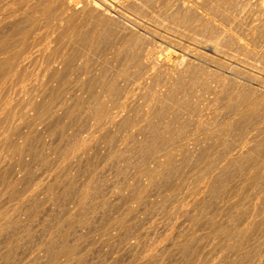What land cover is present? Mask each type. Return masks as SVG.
Listing matches in <instances>:
<instances>
[{
  "label": "rangeland",
  "instance_id": "374dc122",
  "mask_svg": "<svg viewBox=\"0 0 264 264\" xmlns=\"http://www.w3.org/2000/svg\"><path fill=\"white\" fill-rule=\"evenodd\" d=\"M9 1L12 0L0 3V30L4 34L0 35V40L12 42L17 29L20 36L16 42L13 40L14 46L26 44L32 46L31 50L39 49V53L34 55L35 51H31L36 59L29 56L33 60L28 58V62L22 63V67L27 68H22L26 75L17 66L9 77L12 83H7L8 78L0 80V117L9 116V121L6 117L0 118V125L8 121L0 128V213L3 215H0V264H42L43 261L47 264L50 260L49 264H264V0H73L79 11L77 17L81 12L84 17L88 16V19L84 18L85 27L81 28V32L87 34L84 40L89 39L85 41L87 44L67 36L60 37L59 31L46 26V19L41 15L43 10L38 7L42 5L44 9L42 2L46 4V0H34V4L32 0ZM94 2L104 8L105 15L90 6ZM54 4L61 5L58 0ZM90 13L95 17L92 18ZM7 14L12 19L15 17L16 22L9 20ZM26 15H30L28 20ZM32 18L36 19L37 26ZM1 22L6 24L7 30L12 28L9 31L4 28L9 36L1 29L4 26ZM28 22L34 28L27 27ZM9 24L14 26L15 32L13 27H7ZM20 29L27 35L32 32L31 36L24 35ZM46 32L49 37L43 38ZM51 33L54 37H50ZM10 35H13L12 39ZM21 35L23 39L29 37L28 42L34 41L27 43ZM93 36L96 42H93ZM13 42L10 47L7 44L8 49L0 48L1 58L2 52L7 57L15 51H12ZM209 44L217 47L215 54L208 50ZM136 45H139L138 49ZM49 46L59 49V58L55 56L57 51ZM145 49L157 50L169 65L156 67L159 72L152 78L145 75V67L128 61L132 53L142 57ZM60 52L67 56L62 57ZM50 53L58 62L49 69ZM39 54L43 55L40 57ZM68 55L76 57L71 59ZM77 57L78 60L87 57L84 62L88 65L83 59L77 61ZM183 57H186L183 64L174 66ZM79 65L89 75L85 76ZM51 69L56 72L52 73ZM16 70L22 73L18 75L20 79ZM59 70L65 71L57 79ZM110 82H114V94ZM38 104L39 110L36 109ZM102 105L107 114L118 113L120 119L116 117L108 125H96L98 108H95ZM34 115L50 117L39 120ZM25 116L28 119L23 118ZM229 122H233V126L221 130V125ZM165 163L168 165L164 167ZM64 245L66 248L75 245L74 262L72 258H64ZM59 251H62L63 259ZM33 259L35 262L31 261Z\"/></svg>",
  "mask_w": 264,
  "mask_h": 264
},
{
  "label": "bare ground",
  "instance_id": "6f19581e",
  "mask_svg": "<svg viewBox=\"0 0 264 264\" xmlns=\"http://www.w3.org/2000/svg\"><path fill=\"white\" fill-rule=\"evenodd\" d=\"M4 1H5V0H4ZM4 1L1 0L0 3L4 2ZM7 1H8V0H7ZM13 1H15V0L9 1V3H10V2H13ZM32 1H33V2H32L33 4H34V2H36V1H34V0H32ZM41 1H42V0H41ZM58 1H59V3H61V5L63 6V8H61V5H59L60 7H58L57 5H55V4H54L55 0H46V4H45L44 1H43L42 3L45 5V6L43 5V6H44V9L42 8V5H41V6H38V5L41 4V2L38 1L39 4H38V2L35 3V4H38L37 6H38L39 8L41 7L40 11L43 10V11H41V12H42L41 15H43V17H44L43 19H46V21H45L46 26H47L48 28H50V30L53 29L54 31H55V30H56L57 32L59 31V36H60V37H63V36L65 37V36H67V38L70 37V38H72L73 40H76V39H77V41H82V43H83V41L85 42L86 40H89V39H85V40H84V38H85V36H86L87 34L85 33V35H84V34L81 32V28L85 27V26H83V24L85 23V22H84V18L86 17V19H88V18H87L88 16H85V17H84V16H83L84 14L82 15V12H81V13L79 14V17H80V15H81V16H83V18H82V17H81V18L77 17V16H78L77 13H78L79 11L77 12L78 9H77L76 5L74 4V1H73V0H58ZM75 1H76V0H75ZM87 1H88V0H87ZM87 1H86V2H87ZM94 1H95V0H94ZM102 1H104V0H102ZM102 1H101V2H102ZM121 1H123V0H121ZM162 1H163V0H162ZM30 2H31V1H30ZM106 2H107V1H106ZM153 2H154V1H153ZM176 2H178V1L176 0ZM6 3H7V2H6ZM32 3H31V4L28 3V5H29V4L32 5ZM56 3H58V2H56ZM76 3H78V2H76ZM131 3H132V2H131ZM133 3H134V2H133ZM140 3H141V2H140ZM148 3H149V2H148ZM150 3H152V2H150ZM14 4L17 5V3H14ZM104 4H105V3H104ZM107 4H108V3H107ZM128 4H129V3H128ZM135 4H136V3H135ZM156 4H157V3H156ZM156 4H154V5H156ZM161 4H162V3H161ZM8 5H9V4H7V6H8ZM16 5H13V6H16ZM21 5H23V4L21 3ZM78 5H81V4H77V6H78ZM86 5H87V4H86ZM137 5H138V3H137ZM152 5H153V4H152ZM177 5H178V3H177ZM181 5H182V4H181ZM3 6L5 7L6 5H3ZM7 6H6V7H7ZM10 6H11V5H10ZM33 6H34V5H33ZM84 6H85V5H84ZM90 6H91L94 10L99 11V12H101V13L104 14V15L106 14V13H104V10H103L104 8H101V7L97 4V2H96V3L94 2V3H92V4L90 3ZM126 6H127V5H126ZM130 6H131V4H130ZM142 6H143V5H142ZM168 6H170V5H168ZM11 7H12V6H11ZM18 7H19V6L17 5L16 9H18ZM35 7H36V6H35ZM85 7H86V6H85ZM87 7H88V5H87ZM106 7H108V6H106ZM137 7H138V6H137ZM137 7H136V8H137ZM181 7H182V6H181ZM19 8H20V7H19ZM24 8H26V7L24 6ZM27 8H28V6H27ZM82 8H83V6H82ZM89 8H90V7H89ZM115 8H116V7H115ZM124 8H125V7H124ZM134 8H135V7H134ZM136 8H135V9H136ZM0 9H1V8H0ZM6 9H7V8H6ZM12 9H13V8H12ZM20 9H21V8H20ZM20 9H19V10H20ZM34 9L36 10V8H34ZM34 9H33V10H32V9H30V10L27 9V10L33 12ZM37 9H38V8H37ZM85 9H86V8H85ZM90 9H91V8H90ZM93 9H92V10H93ZM135 9H134V10H135ZM140 9H141V8H140ZM182 9H183V8H182ZM3 10H4V8H3ZM38 10H39V9H38ZM38 10H36V11H38ZM81 10H82V9H81ZM83 10H84V9H83ZM86 10H87V9H86ZM94 10H93V11H94ZM190 10H191V9H190ZM15 11H16V10H15ZM15 11H14V12H15ZM21 11H22V9L20 10V12H21ZM23 11H24V9H23ZM25 11H26V10H25ZM88 11H89V10H88ZM90 11H91V10H90ZM93 11H92V12H93ZM137 11H138V10H137ZM140 11H141V10H140ZM165 11H167V9H166ZM168 11H169V10H168ZM9 12H10V11H8V13H9ZM18 12H19V11H18ZM20 12H19V13H20ZM92 12H91V13H92ZM105 12H106V11H105ZM151 12H152V11H151ZM169 12H170V11H169ZM187 12H188V11H187ZM187 12H186V13H187ZM0 13H1V12H0ZM2 13H3V11H2ZM35 13H38V12H35ZM85 13H86V12H85ZM91 13L89 14L90 16H91ZM95 13H96V12H94V14H95ZM109 13H110V12H109ZM175 13H176V12H175ZM190 13H191V12H190ZM9 14H10V16H11V13H9ZM12 14H14V13H12ZM16 14H17V12L15 13V15H16ZM24 14H25V12H24ZM26 14H28V13H26ZM38 14H39V13H38ZM94 14H93V15H94ZM168 14H169V13H168ZM178 14H179V13H178ZM178 14H176V15H178ZM187 14H188V13H187ZM193 14H194V12H193ZM3 15H4V14H3ZM93 15H92V16H93ZM111 15H112V14H111ZM5 16H6V14H5ZM7 16H9V15L7 14ZM10 16H9V18H11ZM13 16H14V15H13ZM17 16H19V15H17ZM17 16H16V17H17ZM26 16H27V19H26V20H28V16H30V15H26ZM26 16H25V17H26ZM38 16H40V15H38ZM92 16H91V17H92ZM96 16H98L97 13H96ZM99 16H101V15H99ZM99 16H98V17H99ZM106 16H107V15H106ZM185 16H186V15H185ZM187 16H188V15H187ZM31 17H32V16H31ZM31 17H30V18H31ZM93 17H95V16H93ZM93 17H92V18H93ZM104 17H105V16H104ZM104 17H103V19H104ZM137 17H138V16H137ZM188 17H189V16H188ZM17 18H18V17H17ZM17 18H16V19H17ZM19 18H20V17H19ZM22 18H23V17H22ZM38 18H39V17H37V19H38ZM41 18H42V17L40 16V19H41ZM110 18H111V16H110ZM165 18H166V17H165ZM2 19H3V17H2ZM4 19H5V18H4ZM20 19H21V18H20ZM24 19H25V18H24ZM32 19H33V18H32ZM34 19H35V18H34ZM34 19H33V20H34ZM40 19H38V20L40 21ZM89 19H90V17H89ZM100 19H101V18H100ZM100 19H99V20H100ZM108 19H109V16H108ZM7 20H8V18H7ZM9 20H12V21L14 20V21H15V17H14V19L11 18V19H9ZM9 20H8V21H9ZM17 20H18V19H17ZM22 20H23V19H22ZM26 20H24V21H26ZM38 20H37V21H38ZM41 20H42V19H41ZM101 20H102V19H101ZM3 21H4V20H3ZM8 21H6V24H8V23H7ZM20 21H21V20H20ZM20 21H19V22H20ZM39 21H38V22H39ZM43 21H44V20H43ZM107 21H108V20H107ZM15 22H16V21H15ZM15 22H13V23H15ZM19 22H17V23L19 24ZM21 22L24 23L23 21H21ZM21 22H20V23H21ZM31 22H33V21H31ZM31 22H28L30 26H29V25L27 26V27H29L30 29L34 28V26H33V24H32ZM41 22H42V21H41ZM83 22H84V23H83ZM111 22H113V21L111 20ZM115 22H116V21H115ZM117 22H118V21H117ZM119 22H120V21H119ZM1 23H3V22H1ZM4 23H5V21H4ZM4 23H3V25H4ZM13 23H11V25H12ZM22 23H21V24H22ZM30 23L32 24V26H31ZM35 23H36V19H35L34 24H35ZM42 23H43V22H42ZM109 23H110V22H109ZM130 23H131V22H130ZM6 24L3 26V28H2V26H1V29L5 30V29H6V28H5ZM21 24H20V25H21ZM37 24H38V23H37ZM92 24H93V22H92ZM92 24H91V25H92ZM99 24H100V23H99ZM99 24H98V25H99ZM122 24H123V23H122ZM11 25L9 24L7 27H9V26H10V27H13L14 32H15V28H14L15 24H13L14 26H11ZM35 25H36V24H35ZM95 25H96V24H95ZM179 25H180V24H179ZM18 26H19V25H18ZM36 26H37V25H36ZM36 26H35V27H36ZM38 26H40V25L38 24ZM92 26H93V25H92ZM105 26H106V25H105ZM120 26H121V25H120ZM128 26H129V25H128ZM225 26H226V25H225ZM15 27H16V26H15ZM25 27H26V26H25ZM41 27H43V26L41 25ZM41 27H39V28H41ZM100 27H101V25H100ZM109 27H110V26H109ZM122 27H123V26H122ZM181 27H182V26H181ZM219 27H220V26H219ZM4 28H5V29H4ZM21 28H23V27L21 26ZM37 28H38V27H37ZM39 28H38V29H39ZM120 28H121V27H120ZM223 28H224V27H223ZM7 29H8V28H7ZM7 29H6V30H7ZM11 29H12V28H11ZM11 29H9V30H11ZM35 29H36V28H35ZM38 29H37V30H38ZM112 29H113V28H112ZM220 29H221V28H220ZM6 30H5V31H6ZM9 30H7V31H9ZM22 30L24 31V29H22ZM33 30H34V29H33ZM33 30H32V31H33ZM48 30H49V29H48ZM53 30H52V31H53ZM90 30H91V29H90ZM106 30H107V29H106ZM106 30H105V31H106ZM108 30H109V29H108ZM223 30H224V29H223ZM229 30H230V29H229ZM7 31H6V33H7ZM16 31H17V35H18L19 32H18L17 29H16ZM20 31H21V29H20ZM27 31H29V30L27 29ZM83 31H84V30H83ZM96 31H97V30H96ZM100 31H101V30H100ZM121 31H122V30H121ZM124 31H125V30H124ZM169 31H170V30H169ZM219 31H220V30H219ZM2 32H3V31L0 30V33H2ZM11 32H12V31H11ZM21 32H22V31H21ZM47 32H48L49 35H50V32H49V31H47ZM47 32H46V34H45L46 37L44 36L43 38H48V37H49V36L47 35ZM87 32H88V31H87ZM91 32H93V31H91ZM97 32H98V31H97ZM101 32H102V31H101ZM109 32H110V31H109ZM111 32H112V31H111ZM167 32H168V31H167ZM227 32H228V31H227ZM22 33L24 34V32H22ZM26 33H27V32H26ZM31 33H32V32H31ZM31 33L28 32L29 35H27V34H24V35L31 36V35H30ZM33 33H34V31H33ZM40 33H41V32H40ZM43 33H45V31H44ZM7 34H8V33H7ZM9 34H10V33H9ZM9 34H8V36H9ZM15 34H16V33H15ZM23 34H22V35H23ZM51 34H52V33H51ZM88 34H89V33H88ZM90 34H91V33H90ZM113 34H117V33H113ZM152 34H153V33H152ZM231 34H233V33H231ZM0 35L3 36L4 34L2 33V34H0ZM17 35H16V38H15V39L13 38V35H10L11 39L13 38V39H12V42H13V40L16 42L17 37L20 36V35H18V36H17ZM22 35H21L22 40H26L27 38H28V40H29V37H26V39H23V36H22ZM53 35H54V34H52L50 37H54ZM96 35H97V34H96ZM111 35H112V34H111ZM111 35H110V36H111ZM119 35H120V34H119ZM122 35H123V34H122ZM132 35H133V34H132ZM233 35H234V34H233ZM6 36H7V35H6ZM42 36H43V35H42ZM47 36H48V37H47ZM114 36H115V35H114ZM216 36H217V35H216ZM10 37H9V39H10ZM21 37H20V38H21ZM32 37H33V36H32ZM98 37H99V36H98ZM100 37H101V36H100ZM100 37H99V38H100ZM103 37H105V34H104ZM107 37H108V36H107ZM107 37H106V38H107ZM132 37H133V36H132ZM0 38H1V37H0ZM7 38H8V37H7ZM20 38H19V39H20ZM70 38H69V39H70ZM92 38H93V42H96V41H94V40L96 39V37L93 36ZM119 38H120V37H119ZM139 38H140V37H139ZM142 38H143V37H142ZM30 39H31V37H30ZM38 39H39V37H38ZM69 39H68V40H69ZM90 39H91V38H90ZM109 39H110V38H109ZM28 40H26L27 43H29V42H31V41H34V39L30 40L29 42H28ZM39 40H40V39H39ZM102 40H103V39H102ZM110 40H111V39H110ZM110 40H109V41H110ZM20 41H21V40H20ZM35 41H36V40H35ZM37 41H38V40H37ZM70 41H71V40H70ZM112 41H113V39H112ZM114 41H116V40H114ZM133 41H134V39H133ZM140 41H141V40H140ZM144 41H145V40H144ZM150 41H151V40H150ZM239 41H240V40H239ZM242 41H243V40H242ZM12 42H10V43L12 44ZM18 42H19V41H18ZM21 42H22V41H21ZM23 42H25V41H23ZM26 42H25V43H26ZM39 42H41V40H40ZM55 42H56V41H55ZM62 42H63V41H62ZM73 42H74V41H73ZM86 42H88V41H86ZM86 42H85V43H86ZM101 42H103V41H101ZM104 42H105V41H104ZM118 42H120V41H118ZM131 42H132V38H131ZM131 42H130V43H131ZM192 42H193V41H192ZM10 43H6L5 40H0V48L3 49V50L6 49V48L8 49V48L10 47V45H11ZM60 43H61V42H60ZM105 43H107V41H106ZM138 43H139V42H138ZM150 43H151V42H150ZM198 43H199V42H198ZM211 43H212V42H211ZM216 43H217V42H216ZM229 43H230V42H229ZM231 43H232V42H231ZM7 44H8V45L10 44L9 47H7ZM17 44H18V43H17ZM17 44H16V45H17ZM19 44H20V42H19ZM21 44H22V43H21ZM21 44H20L19 46L17 45V46H18V47H17V46H14V42H13V46H14V47H17V49H15V48L13 47V48H12V51H13V49H14L15 51H13V53L10 54V55H9L10 52H9L8 50H6V51L9 52V53L6 52V53H8V55H9V56H7V57H4L5 54H4V56H3V53H5V52H2V57H3L4 59L1 58V54H0V58H1V60H0V80H1V79L4 80V79L8 78L7 83L9 82V84H10V82L12 83V81L9 80V77L13 75V72L15 71L16 67H17V66H20L21 68H19V70L21 69V72L24 73V69H23V71H22V68H24L25 66L22 67V63H23L25 60H27L28 58H30L29 56H32V57H33V56L36 54V52H38V50H39V49H37V50H35V49H34V50H31L32 46H31V48H30V46H27L26 44H22V45H21ZM31 44H32V43H30V45H31ZM36 44H37V42L35 43V45H36ZM38 44H39V43H38ZM56 44H57V43H56ZM56 44H55V46H56ZM70 44H71V43H70ZM79 44H80V42H79ZM83 44H84V43H83ZM86 44H87V43H86ZM90 44H91V43H90ZM107 44H108V43H107ZM188 44H189V43H188ZM218 44H219V43H218ZM262 44H263V43H262ZM33 45H34V42H33ZM43 45H44V44H43ZM45 45H47V44H45ZM62 45H63V44H62ZM77 45H78V44H77ZM81 45H82V44H81ZM132 45H134V44H132ZM47 46H48V45H47ZM67 46H68V45H67ZM85 46H86V45H85ZM90 46H92V45H90ZM124 46H125V45H124ZM136 46H138V47L136 48V49H138V48H139V45H136ZM34 47H35V46H34ZM38 47H39V46H38ZM40 47H41V46H40ZM42 47H43V46H42ZM49 47H50V46H49ZM97 47H99V46H97ZM107 47H108V46H107ZM140 47H142V45H141ZM50 48H52V47H50ZM50 48H49V50H50ZM53 48H54V47H53ZM53 48H52V49H53ZM92 48H93V46H92ZM134 48H135V47H134ZM142 48H143V47H142ZM216 48H217L216 46L209 44V48H208V50L211 51V52H213V53L215 54V53H216ZM1 49H0V53H1V51H2ZM32 49H33V48H32ZM47 49H48V48H47ZM57 49H58V48H57ZM61 49H62V47H61ZM93 49H96V48H93ZM114 49H115V48H114ZM125 49H126V47H125ZM125 49H124V50H125ZM129 49H131V48H129ZM140 49H141V48H140ZM206 49H207V48H206ZM223 49H224V48H223ZM10 50H11V48H10ZM40 50H44V51H45V48H43V49L40 48ZM53 50H55V49H53ZM76 50H77V49H76ZM76 50H74V51H76ZM78 50H79V49H78ZM91 50H92V49H91ZM106 50H107V49H106ZM31 51H35V53H34V52H31ZM51 51H52V50H51ZM55 51H57V50H55ZM55 51H54V52H55ZM58 51H59V49H58ZM58 51H57V54H55V53H54V54H55V56L57 55V57L59 58L60 55H58ZM100 51H101V49H100ZM110 51H111V50H110ZM134 51L139 52V50H138V51H137V50H134ZM143 51H144V49H143ZM197 51H198V50H197ZM90 52H91V51H90ZM92 52H93V51H92ZM107 52H108V51H107ZM129 52H130V51H129ZM129 52H128V53H129ZM145 52H146V53H145ZM145 52H144V55H143L142 57L139 56V54H134V53H132L131 56L128 54V55H129V57H128L129 60L126 59L125 62H127V60H128V61H131V63L136 64V66H139V67H141V68L145 67V68L147 69V71L145 70V71H146V74H145V75H147L149 78H150V77L152 78V76H154V75H153L154 73L159 72V71L156 72V70H155V69H157L156 67L161 66V65H163V64H166V60L163 59V58H165V57L161 58V57H160L161 55L159 56V52H158L157 50H149V51H147V50L145 49ZM195 52H196V51H195ZM198 52H199V51H198ZM31 53H32V54L34 53V55H32ZM38 53H39V52H38ZM38 53H37V54H38ZM40 53H43V52L40 51ZM48 53H49V52L47 51V54H48ZM52 53H53V51H52ZM60 53H61V56H62V57H63V55L65 54V52H64L63 54H62V52H60ZM60 53H59V54H60ZM70 53H71V52H70ZM72 53H73V52H72ZM80 53H81V52H80ZM93 53H94V52H93ZM185 53H186V51H185ZM192 53H193V52H192ZM44 54H45V53H44ZM50 54H51V53H50ZM50 54H49V55H50ZM81 54H82V53H81ZM81 54H80V56H81ZM88 54H90L89 51H88ZM91 54H92V53H91ZM105 54H106V53H105ZM115 54H116V53H115ZM197 54H198V53H197ZM214 54H213V55H214ZM259 54H260V53H259ZM6 55H7V54H6ZM40 55H41V54H39V56H40ZM42 55H43V54H42ZM42 55H41V56H42ZM49 55H47L48 58H49ZM65 55L67 56V53H66ZM71 55H72V54H71ZM71 55H70V56H71ZM78 55H79V54H77V56H78ZM83 55H84V54H82V57H84ZM98 55H99V54H98ZM140 55H141V54H140ZM205 55H206V54H205ZM213 55H212V56H213ZM37 56H38V55H37ZM41 56H40V57H41ZM44 56H45V55H44ZM51 56H52V54H51ZM70 56L68 55L69 58H71ZM72 56H73V55H72ZM118 56H119V53H118L117 57H118ZM182 56H183V55H182ZM182 56H181V57H182ZM32 57H31V58H32ZM35 57H36V56H35ZM35 57H33V58H35ZM52 57H53V56H52ZM52 57H51V59H49V60L47 61V64L50 65V66L48 67L49 69H50V68H53L51 65L54 66V63H55V62H58L57 57H56V58H55V57L52 58ZM75 57H76V56H74V58H75ZM82 57H79V58H80V59H83V62L86 61V60H84V59H86L87 57H86V58H82ZM97 57H98V56H97ZM213 57H214V56H213ZM224 57H225V56H224ZM31 58H30V59H31ZM44 58H46V57H44ZM48 58H47V59H48ZM69 58H68V60H67L68 62H70L69 60L74 59V58H71V59H69ZM92 58H93V57H92ZM205 58H206V57H205ZM35 59H36V58H35ZM80 59L78 60V57H77V61H80V62H81ZM118 59H119V58H118ZM201 59H202V58H201ZM31 60H33V59H31ZM44 60H45V59H44ZM59 60H62V61H63V59H61V58H60ZM88 60H89V59H88ZM107 60H108V58H107ZM115 60H116V59H115ZM124 60H125V59H124ZM124 60H123V61H124ZM177 60H178V59H177ZM185 60H186V57L181 58V59H180L181 62H178V61H177V62L175 63L174 66H177V65H181V64H183V62H184ZM203 60H204V59H203ZM65 61H66V58L64 59V62H65ZM74 61H75V63H77L76 60H73V62H74ZM112 61H113V60H112ZM189 61H190V60H189ZM191 61H192V60H191ZM25 62H26V61H25ZM27 62H28V60H27ZM29 62H30V60H29ZM36 62H37V61H36ZM59 62H60V61H59ZM73 62L71 61L72 64H73ZM83 62H82L81 64H83ZM108 62H109V61H108ZM110 62H111V61H110ZM116 62H117V61H116ZM60 63H61V62H60ZM60 63H58V64L60 65ZM71 63H70V64H71ZM75 63H74V64H75ZM84 63H85V62H84ZM168 63H169V62H168ZM179 63H180V64H179ZM190 63H191V62H190ZM227 63H228V62H227ZM58 64H57V65H58ZM62 64H63V63H62ZM62 64H61V65H62ZM67 64H69V63H67ZM79 64H80V63H79ZM85 64L88 65V62L85 63ZM109 64H110V63H109ZM111 64H112V62H111ZM121 64L123 65V63H121ZM124 64H125V63H124ZM196 64H197V63H196ZM23 65H25V64H23ZM65 65H66V63H65ZM77 65H78V64H77ZM83 65H84V64H83ZM87 65H85V66H87ZM128 65H129V63H128ZM166 65L169 66L168 64H166ZM26 66H27V65H26ZM74 66H76V64H75ZM74 66H73V68H74ZM85 66H84V67H85ZM92 66H93V65H92ZM125 66H126V65H125ZM228 66H229V65H228ZM233 66H234V65H232V67H233ZM30 67H31V66H30ZM35 67H36V66H35ZM46 67H47V66H46ZM56 67H57V66H56ZM65 67H66V66H65ZM67 67H69V66H67ZM67 67H66V68H67ZM81 67H82V72L84 73L85 70L83 71V66H81ZM81 67H80V65H79V68H81ZM115 67H116V66H115ZM126 67H127V66H126ZM131 67H132V65H131ZM25 68H26V67H25ZM31 68H32V67H31ZM57 68H58V67H57ZM73 68H69V70H70V69H73ZM95 68H96V66H95ZM119 68H120V67H119ZM119 68H118V70H119ZM124 68H125V67H124ZM127 68H128V67H127ZM163 68H164V67H163ZM168 68H169V67H168ZM187 68H188V66H187ZM204 68H205V67H204ZM245 68H246V67H245ZM263 68H264V67H263ZM26 69H27V68H26ZM36 69H37V68H36ZM41 69H42V68H41ZM44 69H45V68H44ZM46 69H47V68H46ZM49 69H48V70H49ZM62 69H64V65H63V68H62ZM75 69H77V68H75ZM85 69H88V71H89V68H88V67H85ZM104 69H105V68H104ZM133 69H134V68H133ZM165 69H166V68H165ZM206 69H207V68H206ZM48 70H47V71H48ZM51 70H52V69H51ZM54 70H55V68H54ZM56 70H57V69H56ZM65 70H66V69H65ZM65 70H64V71H65ZM67 70H68V69H67ZM90 70H91V69H90ZM93 70H95V69H93ZM134 70H135V69H134ZM154 70H155V71H154ZM160 70H161V68H160ZM167 70H168V69H167ZM171 70H172V69H171ZM181 70H182V69H181ZM249 70H250V69H249ZM16 71H17V70H16ZM32 71H33V70H32ZM43 71H44V70H43ZM64 71H63V72H64ZM75 71H76V70H75ZM79 71H80V69H79ZM86 71H87V70H86ZM86 71H85V72H86ZM116 71H117V70H116ZM121 71H122V70H121ZM121 71H120V72H121ZM137 71H138V70H137ZM194 71H195V70H194ZM261 71H262V70H261ZM17 72H18V71H17ZM21 72L19 71L18 74H16L17 77H18V79H20L18 75L22 74ZM25 72H26V70H25ZM48 72H49V71H48ZM51 72H52V73H55L56 71L54 72V71L52 70ZM51 72H50V74H52ZM57 72H58V70H57ZM63 72L59 70V73H60V74L58 73V76H56L57 79H58V77H60L59 75H61V73L63 74ZM82 72H81V74H82ZM90 72H92V71H90ZM94 72H95V71H94ZM126 72H127V71H126ZM174 72H175V71H174ZM11 73H12V75H11ZM15 73H16V72H15ZM15 73H14V75H15ZM67 73H68V71H67ZM24 74L26 75V73H24ZM30 74H31V73H30ZM40 74H42V73H40ZM48 74H49V73H48ZM64 74H66V73H64ZM84 74H85V73H84ZM90 74H92V73H90ZM104 74H105V73H104ZM114 74H115V73H114ZM121 74H122V73H121ZM136 74H137V73H136ZM25 75H24V76H25ZM53 75H54V74H53ZM86 75H89V74H85V76H86ZM93 75H94V74H93ZM117 75H118V73H117ZM119 75H120V73H119ZM155 75H156V74H155ZM157 75H158V74H157ZM21 76H22V75H21ZM27 76H28V75H27ZM48 76H49V75H48ZM51 76H52V75H51ZM51 76H50V77H51ZM79 76H80V75H79ZM132 76H133V75H132ZM134 76H135V75H134ZM143 76H144V75H143ZM159 76H160V75H159ZM226 76H227V75H226ZM63 77H64V76H63ZM87 77H88V76H87ZM102 77H103V76H102ZM108 77H109V75H108ZM115 77H116V76H115ZM120 77H121V75H120ZM148 77H147V78H148ZM14 78H15V76L13 77L12 80H14ZM25 78H26V77H25ZM27 78H28V77H27ZM48 78H49V77H48ZM48 78H47V79H48ZM53 78H54V77H53ZM61 78H62V77H61ZM79 78H80V77H79ZM89 78H90V76H89ZM98 78H99V77H98ZM110 78H111V77H110ZM126 78H127V77H126ZM132 78H133V77H132ZM136 78H137V77H136ZM145 78H146V77H145ZM177 78H178V77H177ZM10 79H11V78H10ZM18 79L16 78L15 80H18ZM23 79H24V78H23ZM23 79H22V80H23ZM86 79H87V78H86ZM94 79H95V78H94ZM101 79H102V78H101ZM114 79H115V78H114ZM116 79H117V78H116ZM133 79H134V78H133ZM140 79H142V78H140ZM155 79H156V77H155ZM32 80H33V79H32ZM41 80H42V79H41ZM50 80H51V79H50ZM53 80H55V79H53ZM59 80H60V79H59ZM92 80H93V79H92ZM103 80H104V79H103ZM105 80H106V79H105ZM105 80H104V81H105ZM18 81H19V80H18ZM30 81H31V80H30ZM76 81H77V80H76ZM89 81H90V80H89ZM99 81H100V80H99ZM109 81H111V80H109ZM119 81H120V80H119ZM142 81H143V80H142ZM144 81H145V80H144ZM152 81H153V80H152ZM2 82H3V81H2ZM4 82H5V81H4ZM15 82H16V81H15ZM69 82H70V81H69ZM105 82H106V81H105ZM145 82H146V81H145ZM13 83H14V82H13ZM71 83H72V82H71ZM115 83H116V82H115ZM121 83H122V82H121ZM151 83H152V82H151ZM151 83H150V84H151ZM51 84H52V83H51ZM72 84H73V83H72ZM94 84H96V83L94 82ZM58 85H59V84H57V86H58ZM69 85H70V83H69ZM86 85H87V84H86ZM102 85H103V84H102ZM105 85H107V86H110V85H111L110 87H111V89H112V91H113V94H114V91H115V90H114V89H115V88H114V86H115V85H114V82H112V84H111V82H110V85H108V83H106ZM151 85H152V84H151ZM3 86H4V85H3ZM7 86H8V85H7ZM43 86H44V85H43ZM43 86H42V87H43ZM46 86H47V85H46ZM51 86H52V85H51ZM78 86H79V85H78ZM78 86H77V87H78ZM83 86H84V85H83ZM87 86H88V85H87ZM91 86H92V84H91ZM98 86H100V85H98ZM212 86H213V85H212ZM14 87H15V86H14ZM22 87H23V86H22ZM47 87H48V86H47ZM53 87H54V86H53ZM101 87H102V86H101ZM116 87H117V86H116ZM139 87H140V86H139ZM224 87H225V86H224ZM260 87H261V86H260ZM15 88H16V87H15ZM33 88H34V87H33ZM54 88H55V87H54ZM79 88H81V85H80ZM87 88H88V87H87ZM93 88H94V87H93ZM108 88H109V87H108ZM225 88H226V87H225ZM6 89H7V87H6ZM6 89H5V90H6ZM17 89L19 90V88H17ZM34 89H35V88H34ZM47 89H48V88H47ZM52 89H53V88H52ZM105 89H106V88H105ZM22 90H23V89H22ZM29 90H30V89H29ZM36 90H37V88H36ZM68 90H69V89H68ZM85 90H86V89H85ZM203 90H204V89H203ZM0 91H1V90H0ZM26 91H27V90H26ZM40 91H41V90H40ZM73 91H74V90H73ZM82 91H83V90H82ZM93 91H94V90H93ZM109 91H111V90H109ZM112 91H111V92H112ZM17 92H18V91H17ZM23 92H24V91H23ZM31 92H32V91H31ZM31 92H30V93H31ZM42 92H43V91H42ZM42 92H41V93H42ZM60 92H61V91H60ZM75 92H76V91H75ZM103 92H104V91H103ZM115 92H116V91H115ZM117 92H118V91H117ZM87 93H88V91H87ZM100 93H101V92H100ZM107 93H108V91H107ZM118 93H120V92H118ZM118 93H116V94L119 95ZM2 94H3V93H2ZM2 94H1V96H2ZM61 94H62V93H61ZM72 94H73V93H72ZM89 94H90V93H89ZM206 94H207V93H206ZM65 95H67V94H65ZM90 95H91V94H90ZM90 95H89V96H90ZM110 95H111V94H110ZM110 95H109V97H110ZM122 95H123V94H122ZM209 95H210V94H209ZM9 96H11V95H9ZM50 96H53V95H50ZM113 96H115V95H113ZM133 96H134V95H133ZM11 97H12V96H11ZM27 97H28V96H27ZM39 97H40V96H39ZM56 97H58V96H56ZM59 97H60V96H59ZM62 97H63V96H62ZM100 97H101V96H100ZM123 97H124V95H123ZM219 97H220V96H219ZM14 98H15V95H14ZM14 98H13V99H14ZM60 98H61V97H60ZM92 98H93V97H92ZM110 98L112 99V96H111ZM116 98H117V97H116ZM116 98L114 97V99H116ZM120 98H121V96L119 97V99H120ZM211 98H212V97H211ZM3 99H4V98H3ZM26 99H27V98H26ZM47 99H48V97H47ZM51 99H52V98H51ZM89 99H90V97H89ZM89 99H88V100H89ZM107 99H108V98H107ZM111 99H110V101H111ZM121 99H122V98H121ZM127 99H128V98H127ZM130 99H131V98H130ZM39 100H40V99H39ZM43 100H44V99H43ZM43 100H42V103H43ZM54 100H55V99H54ZM68 100H69V99H68ZM112 100H113V99H112ZM254 100H255V99H254ZM256 100H257V99H256ZM5 101H6V100H5ZM27 101L29 102V100H27ZM57 101H58V100H57ZM57 101H56V102H57ZM83 101H84V100H83ZM103 101H104V100H103ZM113 101H114V100H113ZM115 101H116V100H115ZM120 101H121V100H120ZM17 102H18V101H17ZM79 102H80V101H79ZM90 102H91V101H90ZM101 102H102V101H100V103H101ZM111 102H112V101H111ZM127 102H128V101H127ZM57 103H58V102H57ZM62 103H63V102H62ZM62 103H61V104H62ZM105 103H106V102H105ZM115 103H116V102H114V104H115ZM132 103H133V102H132ZM212 103H213V102H212ZM14 104H15V103H14ZM16 104H17V103H16ZM34 104H35V103H34ZM58 104H59V103H58ZM89 104H90V103H89ZM98 104H99V103H98ZM106 104H107V103H106ZM114 104H113V105H114ZM11 105H12V103H11ZM53 105H54V104H53ZM71 105H72V103H71ZM73 105H74V104H73ZM90 105H91V104H90ZM109 105H110V104H109ZM109 105H106V106H109ZM123 105H124V102H123ZM188 105H189V104H188ZM217 105H218V104H217ZM16 106H17V105H16ZM33 106H34V105H33ZM39 106H40L39 104H38V107H37V105H35V108L37 107L36 109H38ZM55 106H56V105H55ZM55 106H54V107H55ZM118 106H119V105H118ZM28 107H31V105L28 106ZM54 107H53V108H54ZM68 107H70V106H68ZM115 107H117V106H115ZM240 107H241V106H240ZM12 108H13V107H12ZM12 108H11V109H12ZM44 108H46V107H44ZM51 108H52V107H51ZM51 108H50V109H51ZM97 108H98V110H97ZM242 108H243V106H242ZM40 109H41V108H40ZM47 109H48V108H47ZM63 109H64V108H63ZM65 109H66V108H65ZM83 109H84V108H83ZM83 109H82V110H83ZM95 109L97 110V111L95 110V111L97 112L96 125H99V126H101V125H106V124L108 125L109 123L114 122L115 119H116V117H119V116H118V113L107 114L108 111L103 107V105H102V106H99V107H96ZM108 109H109V108H108ZM203 109H204V108H203ZM244 109H245V108H244ZM18 110H19V109H18ZM33 110H34V109H33ZM38 110H39V109H38ZM38 110H37V111H38ZM82 110H81V111H82ZM89 110H90V109H89ZM93 110H94V109H93ZM117 110H118V109H117ZM11 111H12V110H11ZM22 111H23V109H22ZM37 111H36V113H38V115H39V112H37ZM42 111H43V107H42ZM55 111H56V110H55ZM115 111H116V110H115ZM121 111H122V110H121ZM6 112H7V111H6ZM23 112H25V111H23ZM23 112H22V114H23ZM57 112H58V111H57ZM91 112H92V111H91ZM109 112H110V110H109ZM118 112H119V111H118ZM150 112H151V111H150ZM231 112H232V111H231ZM8 113H9V112H8ZM8 113H6V114H8ZM26 113H27V112H26ZM26 113H25V114H26ZM41 113H42V112H41ZM41 113H40V115H41ZM43 113H45V112H43ZM50 113H52V112H50ZM93 113H95V112H93ZM239 113H240V112H239ZM10 114H11V113H9L8 115H10ZM19 114H20V113H19ZM60 114H61V113H60ZM119 114L121 115V113H119ZM241 114H242V113H241ZM0 115H1V114H0ZM2 115H3V114H2ZM23 115H24V114H23ZM43 115H44V114H43ZM43 115H42V116H43ZM51 115H52V114H51ZM87 115H88V114H87ZM124 115H125V114H124ZM21 116H22V115H21ZM26 116H27V114H26ZM26 116L23 117V118H27V117H28V116H27V117H26ZM34 116H37V115H34ZM45 116H46V115H45ZM45 116H44V118H43V117L40 118V116H37V118L39 117V118H38L39 120H42V119L44 120L46 117H48V116H46V117H45ZM52 116H53V115H52ZM74 116H75V115H74ZM80 116H81V115H80ZM1 117H3V116H1ZM1 117H0V118H1ZM4 117H6V116L4 115ZM4 117H3V118H4ZM7 117L9 118V116H7ZM7 117H6V118H7ZM49 117H50V115H49ZM49 117H48V118H49ZM6 118L4 119L5 121H6ZM8 118H7V120H8ZM34 118H36V117H34ZM56 118H57V117H56ZM59 118H60V117H59ZM126 118H127V117H126ZM27 119H28V118H27ZM29 119H30V118H29ZM32 119H33V118H32ZM46 119H47V118H46ZM94 119H95V117H94ZM119 119H120V117H119ZM195 119H196V118H195ZM236 119H237V118H236ZM242 119H243V118H242ZM0 120H1V119H0ZM4 120H3L2 122H4ZM30 120H31V119H30ZM30 120H28V122H29ZM33 120H34V119H33ZM76 120H77V119H76ZM76 120H75V121H76ZM234 120H235V119H234ZM8 121H9V120H8ZM8 121H7V122H8ZM31 121H32V120H31ZM51 121H53V120H51ZM62 121H63V120H62ZM71 121H72V120H71ZM0 122H1V121H0ZM7 122H4V123H7ZM23 122H24V120H23ZM28 122H27L26 124H28ZM41 122H44V121H41ZM94 122H95V121H94ZM4 123H2V124H4ZM10 123H11V122H10ZM33 123H34V121L31 122V124H33ZM53 123H54V122H53ZM53 123H52V124H53ZM79 123H80V122H79ZM151 123H152V122H151ZM2 124H1V125H2ZM8 124H9V123H8ZM8 124H7V125H8ZM12 124H13V123H12ZM12 124H11V125H12ZM21 124H22V123H21ZM24 124H25V123H24ZM26 124H25V125H26ZM31 124H29V125H31ZM41 124H42V123H41ZM48 124H49V123H48ZM60 124H61V123H60ZM63 124H64V123H63ZM88 124H89V123H88ZM223 124H224V123H223ZM225 124H226V123H225ZM233 124H234L233 122H229V123H227V124L224 125V126L221 125V128H222L221 130H224L227 126H228V127H232ZM1 125H0V126H1ZM4 125H5V124H4ZM7 125H6V127H8ZM14 125H15V124H14ZM29 125H28V126H29ZM42 125H43V124H42ZM261 125H262V124H261ZM53 126H54V125H53ZM76 126H77V125H76ZM91 126H92V125H91ZM176 126H177V125H176ZM9 127H10V126H9ZM14 127L17 128V126H14ZM14 127H13V128H14ZM0 128H2V126H1ZM22 128H23V127H22ZM87 128H88V127H87ZM101 128H102V127H101ZM240 128H241V127H240ZM4 129H5V128H4ZM9 129H11V127H10ZM9 129H7V130H9ZM23 129H24V128H23ZM51 129H52V127H51ZM55 129H56V128H55ZM95 129H96V128H95ZM95 129H94V130H95ZM112 129H113V128H112ZM259 129H260V128H259ZM13 130H14V129H13ZM13 130H12V131H13ZM18 130H19V129H18ZM18 130H16V132H17ZM35 130H36V129H35ZM77 130H78V129H77ZM77 130H76V131H77ZM104 130H105V128H104ZM108 130H109V129H108ZM195 130H196V129H195ZM44 131H45V130H44ZM99 131H100V130H99ZM101 131H102V130H101ZM7 132H8V131H7ZM33 132H34V131H33ZM38 132H39V131H38ZM3 133H6V132L4 131ZM9 133H11V132H9ZM9 133H8V134H9ZM18 133H19V132H18ZM23 133H24V132H23ZM91 133H92V132H91ZM99 133H100V132H99ZM245 133H247V132H245ZM248 133H249V132H248ZM0 134H1V133H0ZM30 134H32V133H30ZM43 134H44V133H43ZM96 134H97V133H96ZM131 134H132V133H131ZM254 134H255V133H254ZM258 134H259V133H258ZM4 135H5V134H4ZM11 135H12V134H11ZM20 135H22V134H20ZM25 135H26V134H25ZM72 135H73V134H72ZM91 135H92V134H91ZM8 136H9V135H8ZM30 136H31V135H30ZM37 136H38V135H37ZM80 136H81V135H80ZM123 136H124V135H123ZM150 136H151V135H150ZM247 136H248V135H247ZM24 137H25V136H24ZM40 137H41V136H40ZM56 137H57V136H56ZM85 137H86V136H85ZM131 138H132V137H131ZM247 138H248V137H247ZM2 139H3V138H2ZM5 139L7 140L8 138L5 137ZM12 139H13V138H12ZM51 139H52V138H51ZM85 139H86V138H85ZM87 139H89V137H87ZM90 139H92V137H91ZM90 139H89V140H90ZM9 140H10V139H9ZM27 140H28V139H27ZM83 140H84V137H83ZM51 141H52V140H51ZM57 141H58V140H57ZM74 141H75V140H74ZM85 141H87V140H85ZM14 142H15V141H14ZM26 142H27V141H26ZM26 142H25V143H26ZM77 142H78V140H77ZM149 142H150V141H149ZM188 142H190V141H188ZM251 142H252V141H251ZM8 143H9V142H8ZM33 143H34V142H33ZM84 143H85V142H84ZM152 143H153V142H152ZM163 143H164V142H163ZM246 143H247V142H246ZM10 145H11V144H10ZM35 145H36V144H35ZM66 145H67V144H66ZM8 146H9V145H8ZM149 146H150V145H149ZM16 147H18V146H16ZM60 147H61V146H60ZM73 147H74V146H73ZM73 147H72V148H73ZM156 147H157V146H156ZM179 147H180V146H179ZM4 148H5V147H4ZM19 148H20V147H19ZM28 148H29V147H28ZM40 148H41V147H40ZM83 148H85V146H84ZM235 148H236V147H235ZM7 149H9V147H8ZM15 149L17 150L18 148H15ZM73 149H74V148H73ZM16 150H15V151H16ZM18 150H19V149H18ZM21 150H22V149H21ZM26 150H27V149H26ZM53 150H54V149H53ZM71 150H72V149H71ZM174 150H175V149H174ZM247 150H248V149H247ZM249 150H250V149H249ZM9 151H10V150H9ZM27 151H28V150H27ZM29 151H30V150H29ZM31 151H32V150H31ZM31 151H30V152H31ZM164 151H165V150H164ZM5 152H7V151H5ZM24 152H25V151H24ZM77 152H78V151H77ZM77 152H76V153H77ZM167 152H168V151H167ZM172 152H173V151H172ZM7 153H8V152H7ZM9 153H10V152H9ZM27 153H28V152H27ZM90 153H91V152H90ZM153 153H154V152H153ZM155 153H156V152H155ZM2 154H3V153H2ZM13 154H14V153H13ZM13 154H12V155H13ZM36 155H37V154H36ZM39 155H40V154H39ZM69 155H70V154H69ZM116 155H117V154H116ZM166 155H167V154H166ZM66 156H67V155H66ZM72 156H73V155H72ZM201 156H202V155H201ZM8 157H9V156H8ZM14 157H15V156H14ZM15 158H16V157H15ZM229 158H230V157H229ZM13 159H14V158H13ZM19 159H20V158H19ZM28 159H29V158H28ZM32 159H33V158H32ZM39 159H40V158H39ZM45 159H46V158H45ZM48 159H49V158H48ZM55 159H56V158H55ZM64 159H65V158H64ZM72 159H73V158H72ZM152 159H153V158H152ZM208 159H209V158H208ZM210 159H211V158H210ZM159 160H160V159H159ZM247 160H248V159H247ZM37 161H38V160H37ZM256 161H257V160H256ZM4 162H5V161H4ZM263 162H264V161H263ZM2 163H3V162H2ZM11 163H12V162H11ZM17 163H18V162H17ZM153 163H154V162H153ZM222 163H223V161H222ZM6 164H7V163H6ZM50 164H51V163H50ZM254 164H255V163H254ZM10 165H11V164H10ZM28 165H29V164H28ZM45 165H46V164H45ZM167 165H168V164L165 163V165H163V166L165 167V166H167ZM234 165H235V164H234ZM1 166H2V165H1ZM3 166H4V165H3ZM8 166H9V165H8ZM18 166H19V165H18ZM156 166H157V165H156ZM223 166H224V165H223ZM240 166H241V165H240ZM243 166H244V165H243ZM59 167H60V166H59ZM157 167H158V166H157ZM219 167L221 168V165H220ZM236 167H237V165H236ZM241 167H242V166H241ZM39 168H40V167H39ZM43 168H44V167H43ZM142 168H143V167H142ZM222 168H223V167H222ZM2 169H3V168H2ZM21 169H22V168H21ZM26 169H27V168H26ZM169 169H170V168H169ZM239 170H240V169H239ZM239 170H238V171H239ZM3 171H4V170H3ZM167 171H168V170H167ZM41 172H42V171H41ZM249 172H250V171H249ZM35 173H36V172H35ZM49 173H50V172H49ZM157 173H158V172H157ZM229 173H230V172H229ZM263 173H264V172H263ZM43 175H44V174H43ZM6 176H7V174H6ZM15 176H16V175H15ZM245 176H246V175H245ZM263 176H264V175H263ZM1 177H2V176H1ZM27 177H28V176H27ZM3 178H4V177H3ZM241 178H242V177H241ZM0 179H2V178H0ZM8 179H9V178H8ZM9 180H10V179H9ZM261 180H262V178H261ZM13 181H14V180H13ZM150 181H151V180H150ZM6 182H7V181H5V183H6ZM200 182H201V181H200ZM217 182H219V181H217ZM1 183H2V180H1ZM13 183H14V182H13ZM13 183H12V184H13ZM219 183H220V182H219ZM17 184H18V183H16V185H17ZM222 184H223V183H222ZM243 184H244V183H243ZM4 185H6V184H4ZM7 185H8V184H7ZM235 185H236V184H235ZM31 186H32V185H31ZM60 186H61V185H60ZM254 186H255V185H254ZM5 187H6V186H5ZM13 187H14V185H13ZM19 187H20V186H19ZM233 187H234V186H233ZM46 188H47V187H46ZM194 188H195V187H194ZM221 188H222V187H221ZM19 189H20V188H19ZM196 189H197V188H196ZM2 190H3V189H2ZM33 190H34V189H33ZM191 191H192V190H191ZM1 192H3V191H1ZM4 192H5V191H4ZM34 192H35V191H34ZM46 192H47V191H46ZM85 193H86V192H85ZM197 193H199V192H197ZM230 193H231V192H230ZM11 194H12V193H11ZM12 195H13V194H12ZM25 195H26V193H25ZM230 195H231V194H230ZM10 196H11V195H10ZM18 196H19V195H18ZM197 196L199 197V195H197ZM29 197H30V196H29ZM233 197H234V196H233ZM9 198H10V197H9ZM24 198H25V197H24ZM192 198H193V197H192ZM10 199H11V198H10ZM231 199H232V198H231ZM194 200H195V199H194ZM199 200H200V199H199ZM11 201H12V200H11ZM16 201H17V200H16ZM19 201H20V200H19ZM37 201H38V200H37ZM212 202H213V201H212ZM240 202H241V201H240ZM3 203H4V202H3ZM8 203H9V202H8ZM54 203H55V202H54ZM91 203H92V202H91ZM214 203H215V202H214ZM232 203H233V202H232ZM19 204H20V202H19ZM44 204H45V203H44ZM201 204H202V203H201ZM227 204H228V203H227ZM0 205H1V204H0ZM37 205H38V204H36V206H37ZM194 205H195V204H194ZM250 205H251V204H250ZM17 206H18V205H17ZM48 206H49V205H48ZM56 206H57V205H56ZM230 206H231V205H230ZM18 207H19V206H18ZM223 207H224V206H223ZM13 208H14V206H13ZM85 208H86V207H85ZM8 209H9V208H8ZM11 209H12V208H11ZM11 209H10V210H11ZM13 210H14V209H13ZM24 210H25V209H24ZM41 210H42V209H41ZM233 210H234V209H233ZM233 210H232V211H233ZM55 211H56V210H55ZM0 212H1V211H0ZM77 212H78V211H77ZM202 212H203V211H202ZM229 212H230V211H229ZM23 213H24V212H23ZM39 213H40V211H39ZM74 213H75V212H74ZM195 213H196V212H195ZM203 213H204V212H203ZM2 214H3V213H2ZM5 214L8 215L9 213H7V211H6ZM15 214H16V213H15ZM31 214H32V213H31ZM0 215H1V213H0ZM244 215H245V214H244ZM1 216H3V215H1ZM25 216H26V215H25ZM51 216H52V215H51ZM113 216H114V215H113ZM141 216H142V215H141ZM203 216H204V215H203ZM15 217H16V216H15ZM15 217H14V218H15ZM20 217H21V216H20ZM34 217H35V216H34ZM100 217H101V216H100ZM5 218H6V217H5ZM7 218H8V217H7ZM11 218H12V217H11ZM59 218H60V217H59ZM85 218H86V217H85ZM92 218H93V217H92ZM42 219H43V218H42ZM60 219H61V218H60ZM0 220H1V219H0ZM3 220L8 221L7 219H3ZM17 220H18V219H17ZM87 220H88V218H87ZM92 220H93V219H92ZM1 221H2V220H1ZM10 221H11V220H10ZM18 222H19V221H18ZM39 222H41V221H39ZM74 222H75V220H74ZM7 223H8V222H6L5 224H7ZM15 223H16V222H15ZM34 223H35V222H34ZM62 223H63V222H62ZM228 223H229V222H228ZM44 224H45V223H44ZM72 224H73V223H72ZM94 224H95V223H94ZM102 224H103V223H102ZM108 224H109V223H108ZM135 224H136V223H135ZM208 224H209V223H208ZM247 224H248V223H247ZM8 225H9V223H8ZM35 225H36V224H35ZM47 225H48V224H47ZM4 226H6V225H4ZM53 226H54V225H53ZM98 226H99V225H98ZM191 226H192V225H191ZM193 226H194V225H193ZM243 226H244V225H243ZM248 226H249V225H248ZM36 227H39V226H36ZM194 227H195V226H194ZM12 228H13V227H12ZM28 228H29V227H28ZM54 228H55V227H54ZM90 228H91V227H90ZM34 229H35V228H34ZM5 230H6V229H5ZM21 230H22V229H21ZM40 230H41V229H40ZM71 230H72V229H71ZM95 230H96V229H95ZM221 230L223 231V229H221ZM2 231H3V230H2ZM23 231H24V230H23ZM26 231H27V230H26ZM31 231H32V230H31ZM31 231H30V232H31ZM53 231H54V230H53ZM84 231H85V229H84ZM106 231H107V230H106ZM250 231H251V230H250ZM7 232H8V231H7ZM18 232H19V231H18ZM45 232H46V231H45ZM91 232H93V231H91ZM8 233H9V232H8ZM25 233H26V232H25ZM50 233H51V232H50ZM53 233H54V232H53ZM76 233H77V232H76ZM87 233H88V232H87ZM89 233H90V231H89ZM225 233H226V232H225ZM1 235H2V233H1ZM25 235H26V234H25ZM84 235H85V234H84ZM88 235L90 236V234H88ZM28 236H29V235H28ZM28 236H27V237H28ZM31 236H32V235H31ZM49 236H50V235H49ZM126 236H127V235H126ZM193 236H194V235H193ZM207 236H208V235H207ZM224 236H225V234H224ZM25 237H26V236H25ZM74 237H75V236H74ZM10 238H11V237H10ZM18 238H19V237H18ZM43 238H44V237H43ZM43 238H42V239H43ZM79 238H80V237H79ZM81 238H82V237H81ZM101 238H102V237H101ZM192 238H193V237H192ZM0 239H1V238H0ZM20 239H22V238H20ZM27 239H28V238H27ZM69 239H70V238H69ZM85 239H86V238H85ZM239 239H240V238H239ZM49 240H50V239H49ZM14 241H15V240H14ZM22 241H23V240H22ZM42 241H44V240H42ZM42 241H40V243H42ZM64 241H65V240H64ZM77 241H78V240H77ZM85 241H86V240H85ZM23 242H25V241H23ZM72 242H73V241H72ZM128 242H129V241H128ZM6 243H7V242H6ZM20 243H21V242H20ZM26 243H27V242H26ZM38 243H39V242H38ZM60 243H61V242H60ZM60 243H59V244H60ZM68 243H69V242H68ZM107 243H108V242H107ZM145 243H146V242H145ZM9 244H11V243H9ZM59 244H58V245H59ZM73 244H74V243H73ZM73 244H72V245H73ZM100 244H101V243H100ZM7 245H8V244H7ZM12 245H14V244H12ZM38 245H39V244H38ZM40 245H41V244H40ZM46 245H47V244H46ZM76 245H77V244H76ZM80 245H81V244H80ZM89 245H90V244H89ZM122 245H123V244H122ZM164 245H165V244H164ZM168 245H169V244H168ZM236 245H237V244H236ZM2 246H3V245H2ZM15 246H16V245H15ZM33 246H34V244H33ZM48 246H49V245H48ZM74 246H75V245H74ZM74 246H72V247H70V248H68V247L66 248L65 245L62 246V247H64V248H66V249L63 248V249H64V250H63V255L65 256L64 258H66V257H67V258H68V257H69V258H72L73 255L77 254V253L75 252V249H74L75 247H74ZM77 246H78V245H77ZM77 246H76V249H77ZM93 246H94V245H93ZM95 246H96V244H95ZM101 246H102V245H101ZM118 246H119V245H118ZM160 246H161V245H160ZM6 247H7V246H6ZM9 247L12 249L13 246H12V247L9 246ZM49 247H51V246H49ZM53 247H54V246H53ZM60 247H61V246H60ZM73 247H74V248H73ZM88 247H89V246H88ZM124 247H125V246H124ZM220 247H221V246H220ZM13 248H14V247H13ZM22 248H23V247H22ZM33 248H34V247H33ZM33 248L31 247V249H33ZM57 248H58V247H57ZM84 248H85V247H84ZM161 248H164V247H161ZM176 248H177V247H176ZM2 249H5V247L2 248ZM23 249H24V248H23ZM61 249H62V248H60V250H61ZM95 249H97V248H95ZM98 249H99V248H98ZM165 249H166V248H164V250H165ZM171 249H173V248H171ZM24 250H25V249H24ZM47 250H48V249H47ZM52 250H53V253H54V254H56V253L58 252V251H57V252L55 253V252H54L55 250H54V249H52ZM91 250H92V249H91ZM233 250H234V249H233ZM7 251H8V250H7ZM12 251H13V250H12ZM14 251H15V249H14ZM40 251H41V250H40ZM42 251H43V250H42ZM77 251H78V249H77ZM84 251H85V249H84ZM155 251H156V250H155ZM174 251H175V250H174ZM180 251H181V250H180ZM5 252H6V251H5ZM60 252L62 253V251H59V255H60ZM182 252H183V251H182ZM1 253L3 254L2 251H1ZM24 253H25V252H24ZM26 253L29 254V252H26ZM53 253H52V254H53ZM85 253H86V252H85ZM166 253H167V252H166ZM6 254H7V253H6ZM46 254H47V253H46ZM50 254H51V253H50ZM57 254H58V253H57ZM80 254L82 255V253H80ZM90 254H91V253H90ZM95 254H97V253H95ZM133 254H134V253H133ZM160 254H161V253H160ZM179 254H180V253H179ZM212 254H213V253H212ZM225 254H227V253H225ZM10 255H12V254H10ZM10 255H9V256H10ZM44 255H45V254H44ZM47 255H48V254H47ZM149 255H150V254H149ZM151 255H152V254H151ZM4 256H5V255H4ZM7 256H8V255H6V257H7ZM18 256H19V255H18ZM18 256H17V254H16V257H18ZM49 256L51 257V255H49ZM54 256H55V255H54ZM56 256L59 258L58 255H56ZM56 256H55V257H56ZM60 256L62 257V254H61ZM79 256H80V255H79ZM79 256H78V257H79ZM102 256H103V255H102ZM146 256H147V255H146ZM161 256H162V255H161ZM219 256H220V255H219ZM6 257H5V258H6ZM14 257H15V255H14ZM24 257H25V255H24ZM27 257H28V256H27ZM29 257H30V256H29ZM47 257H48V256H47ZM47 257H46V258H47ZM55 257H54V258H55ZM73 257H74V256H73ZM78 257H77V259H78ZM82 257H83V256H82ZM178 257H180V256H178ZM212 257H213V256H212ZM11 258L13 259V257H11ZM25 258H26V257H25ZM25 258H24V260H25ZM42 258H43V257H42ZM74 258H75V257H74ZM86 258H87V257H86ZM145 258H146V257H145ZM149 258H150V257H149ZM205 258H206V257H205ZM3 259H4V258H3ZM27 259H28V258H27ZM50 259H53V256H52ZM62 259H63V257H62ZM62 259H61V260H62ZM72 259H73V258H72ZM173 259H174V257H173ZM4 260H5V259H4ZM7 260L9 261L10 259H7ZM7 260H6V261H7ZM14 260H15V259H14ZM18 260H19V259H18ZM20 260H21V259H20ZM34 260H35V259H33V260H31V261L35 262ZM38 260H39V259H38ZM40 260H41V259H40ZM43 260H45V259L43 258ZM61 260H59V261H61ZM68 260H69V259H68ZM68 260H67V262H68ZM78 260H79V259H78ZM81 260H82V259H81ZM81 260H80V261H81ZM83 260H84V258H83ZM114 260H115V259H114ZM156 260H158V259H156ZM186 260H187V259H186ZM191 260H192V259H191ZM193 260H195V259L193 258ZM212 260H213V259H212ZM0 261H1V260H0ZM2 261H3V260H2ZM28 261H29V259H28ZM50 261H51V260H50ZM50 261H49L47 264L51 263ZM52 261H53V260H52ZM56 261H57V258H56ZM56 261H55V263H56ZM64 261H65V260H64ZM64 261H63V262H64ZM69 261H70V260H69ZM74 261H75V260L73 259V262H74ZM76 261H77V260H76ZM87 261H88V260H87ZM100 261H101V260H100ZM112 261H113V260H112ZM130 261H131V260H130ZM11 262H12V261H11ZM15 262H16V261H15ZM18 262H20V261H18ZM23 262H25V261H23ZM43 262H44V261H43ZM43 262H42V264H43ZM67 262H66V263H67ZM71 262H72V260H71ZM77 262H78V261H77ZM83 262H84V261H83ZM97 262H98V261H97ZM105 262H106V261H105ZM113 262H114V261H113ZM150 262H151V261H150ZM153 262H154V261H153ZM156 262H157V261H156ZM156 262H155V263H156ZM247 262H248V261H247ZM3 263H4V262H3ZM12 263H13V262H12ZM38 263H39V262H38ZM52 263H53V262H52ZM75 263H76V262H75ZM121 263H122V262H121ZM129 263H130V262H129ZM159 263H160V262H159ZM5 264H6V263H5ZM7 264H10V263L8 262ZM14 264H16V263H14ZM17 264H18V263H17ZM23 264H25V263H23ZM28 264H31V262H30V263L28 262ZM59 264H61V262H59ZM68 264H70V262H69ZM72 264H73V263H72ZM92 264H93V263H92ZM94 264H95V263H94ZM114 264H115V263H114ZM125 264H126V263H125ZM143 264H144V263H143ZM157 264H158V262H157ZM209 264H210V263H209Z\"/></svg>",
  "mask_w": 264,
  "mask_h": 264
}]
</instances>
